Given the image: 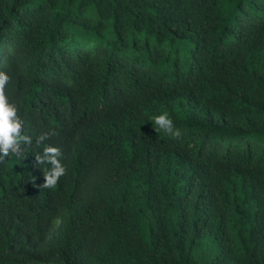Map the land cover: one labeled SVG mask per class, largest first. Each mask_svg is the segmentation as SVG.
I'll list each match as a JSON object with an SVG mask.
<instances>
[{"label": "trees", "instance_id": "trees-1", "mask_svg": "<svg viewBox=\"0 0 264 264\" xmlns=\"http://www.w3.org/2000/svg\"><path fill=\"white\" fill-rule=\"evenodd\" d=\"M0 71V264H264V0H0Z\"/></svg>", "mask_w": 264, "mask_h": 264}, {"label": "clouds", "instance_id": "clouds-1", "mask_svg": "<svg viewBox=\"0 0 264 264\" xmlns=\"http://www.w3.org/2000/svg\"><path fill=\"white\" fill-rule=\"evenodd\" d=\"M10 77L0 71V159L19 156L22 152V144H30L31 138L23 133V121L18 115V108L11 103L6 95V88ZM149 120L156 129L173 137L179 136V130L174 128L173 121L167 112L150 117ZM49 133H43L37 137V143H43ZM58 147L44 144L41 153L34 155L38 164L47 163L49 168L43 173L44 187L54 188L61 176L65 173V167L60 157Z\"/></svg>", "mask_w": 264, "mask_h": 264}, {"label": "rangeland", "instance_id": "rangeland-1", "mask_svg": "<svg viewBox=\"0 0 264 264\" xmlns=\"http://www.w3.org/2000/svg\"><path fill=\"white\" fill-rule=\"evenodd\" d=\"M106 38H107V39H110V35L106 34ZM95 45H96V44H95Z\"/></svg>", "mask_w": 264, "mask_h": 264}]
</instances>
